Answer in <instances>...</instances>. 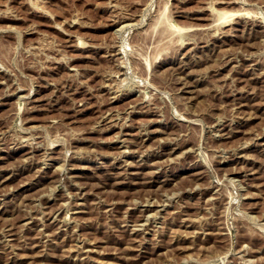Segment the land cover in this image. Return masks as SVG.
I'll use <instances>...</instances> for the list:
<instances>
[{"label":"rangeland","instance_id":"rangeland-1","mask_svg":"<svg viewBox=\"0 0 264 264\" xmlns=\"http://www.w3.org/2000/svg\"><path fill=\"white\" fill-rule=\"evenodd\" d=\"M0 264H264V0H0Z\"/></svg>","mask_w":264,"mask_h":264},{"label":"bare ground","instance_id":"bare-ground-1","mask_svg":"<svg viewBox=\"0 0 264 264\" xmlns=\"http://www.w3.org/2000/svg\"><path fill=\"white\" fill-rule=\"evenodd\" d=\"M223 14H224V12H223ZM223 16V15H222ZM225 17H226V14H225ZM228 17V16H227ZM229 18V17H228ZM225 19V18H224ZM171 24V23H170ZM169 24V25H170ZM171 26H172V24H171ZM174 26V25H173ZM168 27V26H167ZM170 28V27H169ZM172 28V27H171ZM170 28V29H171ZM174 28V27H173ZM189 87V86H188ZM31 145V144H30ZM160 167V166H159ZM154 170V169H153ZM137 173V172H136ZM134 174V173H133ZM145 174V173H144ZM147 174H148V172H147ZM137 176V175H136ZM138 176H139V174H138ZM144 178V177H143ZM150 178V177H149ZM152 179V178H151ZM28 180V179H27ZM25 187V186H24ZM211 198V197H210ZM165 206V205H164ZM184 212V211H183ZM151 215V214H150ZM54 217V216H53ZM194 217V216H193ZM55 218V217H54ZM146 218V217H145ZM148 218V217H147ZM189 218V217H188ZM52 219V218H51ZM64 220V219H63ZM147 220V219H146ZM190 220V219H189ZM192 221V220H191ZM192 223V222H191ZM46 224V223H45ZM140 224V223H139ZM141 225V224H140ZM135 228V227H134ZM41 229V228H40ZM204 232V231H203ZM206 232V231H205ZM214 232V231H213ZM212 232V233H213ZM217 233V232H216ZM223 233V232H222ZM40 235V234H39ZM40 237V236H39ZM43 241V240H42Z\"/></svg>","mask_w":264,"mask_h":264}]
</instances>
